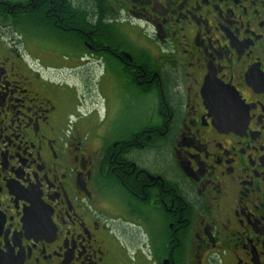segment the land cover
Masks as SVG:
<instances>
[{
  "label": "flooded vegetation",
  "instance_id": "flooded-vegetation-1",
  "mask_svg": "<svg viewBox=\"0 0 264 264\" xmlns=\"http://www.w3.org/2000/svg\"><path fill=\"white\" fill-rule=\"evenodd\" d=\"M0 264H264V0H0Z\"/></svg>",
  "mask_w": 264,
  "mask_h": 264
},
{
  "label": "rangeland",
  "instance_id": "rangeland-1",
  "mask_svg": "<svg viewBox=\"0 0 264 264\" xmlns=\"http://www.w3.org/2000/svg\"><path fill=\"white\" fill-rule=\"evenodd\" d=\"M26 46H27L28 54L30 56V60L33 63L38 64L39 61H37V60H38V58L40 56V51H41L40 46L38 45V43H36V44L30 43V44H28ZM19 48H21L22 50H24L25 49V46H21L20 45ZM43 57L45 58V60H46L47 63L48 62L49 63H52L51 61H54L55 62V60H56L55 58H50L49 56H45V55H43ZM58 60H59V57H58L57 61ZM57 74L58 75H56V76H58L60 78H66V79H68L67 81L69 82V84H72V85L75 84L76 83V80L78 79L75 76V72H73L72 70H70V71H64V72L61 71V72H59ZM86 75H88V72H87ZM100 92H101V90L99 88L98 91H97V93H98L99 96H100ZM96 100L99 101L98 98H96Z\"/></svg>",
  "mask_w": 264,
  "mask_h": 264
}]
</instances>
